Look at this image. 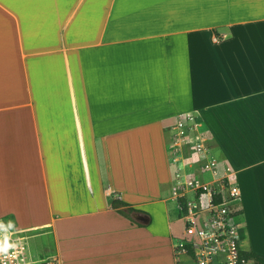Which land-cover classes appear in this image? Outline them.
I'll return each instance as SVG.
<instances>
[{"label":"crops","instance_id":"0c3cea01","mask_svg":"<svg viewBox=\"0 0 264 264\" xmlns=\"http://www.w3.org/2000/svg\"><path fill=\"white\" fill-rule=\"evenodd\" d=\"M223 177L264 256V0H0V234L60 264H190L169 211Z\"/></svg>","mask_w":264,"mask_h":264},{"label":"built area","instance_id":"2783aa9c","mask_svg":"<svg viewBox=\"0 0 264 264\" xmlns=\"http://www.w3.org/2000/svg\"><path fill=\"white\" fill-rule=\"evenodd\" d=\"M185 126V122L177 124L180 134L184 133ZM196 147L200 150L202 146L197 144ZM214 165L211 161L205 167L216 174ZM224 179V184L218 182L216 186L199 179L187 182L194 190V197L178 202L184 235L173 246L175 258L183 256L190 264H253L251 259L239 255L242 237L238 221L241 214L238 185ZM215 196H219V201H215ZM0 264L60 263L56 258L30 260L23 242L7 232L0 234Z\"/></svg>","mask_w":264,"mask_h":264},{"label":"rangeland","instance_id":"374dc122","mask_svg":"<svg viewBox=\"0 0 264 264\" xmlns=\"http://www.w3.org/2000/svg\"><path fill=\"white\" fill-rule=\"evenodd\" d=\"M189 124V123H188ZM190 125V124H189ZM176 133H178V131L177 132H174V134H173V137H177L178 138V136L179 135H181V139L182 140H184V141H182V140H180L181 142H182V144L183 145H185V143H187V145L188 144H190L189 143V140L190 139H192L191 137H192V134L194 133V130H192V128H188L187 129V131L186 132H184L183 134H177L176 135ZM174 139V138H173ZM198 138H196V141H193V143H192V145H196V143L198 142V140H197ZM202 140V141H201ZM200 141L201 142H203L204 143V140L203 139H201ZM170 142H173V140L171 139V141ZM205 145V144H204ZM177 148H179V144L177 145ZM189 150V149H188ZM192 150L194 151V152H196L197 150H195L194 148H192ZM208 163H210V161H208V159L206 158V160L205 161H203V157L202 156H199V158H197V157H195V159H194V164H196V166H198L199 165V167H203L202 168V171L204 172V171H208L209 172V170H212L211 168H206L205 167V165H207ZM215 163V165L213 166V168H215V170H217V165H216V162H214ZM218 171V170H217ZM226 178V177H225ZM195 179V178H194ZM227 180H229V179H227ZM224 181H225V179H224V177L223 178H220L219 179V181L218 182H220L221 184H224ZM231 181V180H230ZM212 185V184H211ZM187 186V185H186ZM212 186H214V185H212ZM187 187H189V193H187V197L188 198H191V189H192V187H190V186H187ZM191 188V189H190ZM241 197V196H240ZM185 198V197H184ZM180 200H178V202H179ZM170 204L172 205H174V202H170ZM160 210V213H162V210L161 209H159ZM156 212V211H155ZM158 213V212H157ZM169 214H170V218H177L178 216H180V210L179 209H177L176 211L174 210V212H172V211H169ZM176 216V217H175ZM141 219H146L145 217H140ZM158 219L160 220V221H163V218H162V216L160 217H158ZM173 229L177 232V233H181V231H182V222L181 221H177L176 220V222H175V224L173 225ZM4 233H7L6 231H4L2 234H4ZM34 246H36L37 244H33ZM242 247H247V245H248V243H247V240L246 239H243L242 240V242H241V244H240ZM37 247H39V245H37ZM37 247L36 248H34V247H32V252H35V250H38L37 249ZM28 255V254H27ZM28 257H29V259L30 260H36L35 258H33V257H31V256H29L28 255Z\"/></svg>","mask_w":264,"mask_h":264},{"label":"trees","instance_id":"16d2710c","mask_svg":"<svg viewBox=\"0 0 264 264\" xmlns=\"http://www.w3.org/2000/svg\"><path fill=\"white\" fill-rule=\"evenodd\" d=\"M184 199L180 198V202H183ZM215 201H219V196H215ZM111 207L116 210L119 214L123 215L131 223H135L139 226H144L145 224L139 223L136 220H134L131 216L133 212H144L139 209H135L131 207L128 203L116 198L112 197L111 199ZM148 214V213H147ZM239 255L241 257H246L247 259H251L253 264H264V256L258 255L251 250H240Z\"/></svg>","mask_w":264,"mask_h":264},{"label":"bare ground","instance_id":"6f19581e","mask_svg":"<svg viewBox=\"0 0 264 264\" xmlns=\"http://www.w3.org/2000/svg\"><path fill=\"white\" fill-rule=\"evenodd\" d=\"M12 232V231H11Z\"/></svg>","mask_w":264,"mask_h":264}]
</instances>
